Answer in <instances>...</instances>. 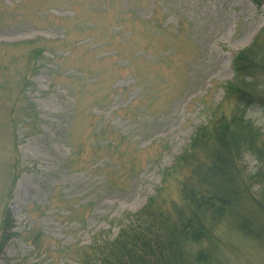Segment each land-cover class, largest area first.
I'll return each instance as SVG.
<instances>
[{"label":"rangeland","instance_id":"obj_1","mask_svg":"<svg viewBox=\"0 0 264 264\" xmlns=\"http://www.w3.org/2000/svg\"><path fill=\"white\" fill-rule=\"evenodd\" d=\"M255 38L264 64V0H0V264H83L151 198L175 220L177 158L221 116L259 131L242 166L264 172V68L226 92ZM261 186L250 233L228 217L189 253L264 264Z\"/></svg>","mask_w":264,"mask_h":264},{"label":"trees","instance_id":"obj_2","mask_svg":"<svg viewBox=\"0 0 264 264\" xmlns=\"http://www.w3.org/2000/svg\"><path fill=\"white\" fill-rule=\"evenodd\" d=\"M258 44L255 38L232 61L233 79L226 92L236 96L239 103L254 96L248 87H254L256 75L263 72ZM256 136L259 131L242 116H221L200 126L175 164L176 168L188 165L191 171L180 188L186 206L177 210L175 220L170 215L155 214L151 198L127 219L111 242L90 246L92 256L83 264H223L215 259L214 252L201 247L198 253H189L186 245L210 242L215 224L228 217L235 218L238 229L250 233L249 221L254 216L243 214V202L258 201L255 184L262 183L261 189L264 187V172L243 174L242 164L246 154H255L261 160L252 143ZM201 152L208 154L204 160L198 156ZM11 221L7 213L3 221L6 231Z\"/></svg>","mask_w":264,"mask_h":264}]
</instances>
